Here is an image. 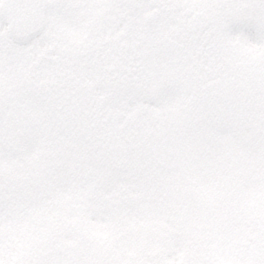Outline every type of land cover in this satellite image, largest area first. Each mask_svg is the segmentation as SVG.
<instances>
[{"label": "snow or ice", "instance_id": "1", "mask_svg": "<svg viewBox=\"0 0 264 264\" xmlns=\"http://www.w3.org/2000/svg\"><path fill=\"white\" fill-rule=\"evenodd\" d=\"M210 6L211 35L161 66L173 103L212 82L208 114L159 132L134 177L121 158L32 189L0 172V264H264V0Z\"/></svg>", "mask_w": 264, "mask_h": 264}, {"label": "flooded vegetation", "instance_id": "2", "mask_svg": "<svg viewBox=\"0 0 264 264\" xmlns=\"http://www.w3.org/2000/svg\"><path fill=\"white\" fill-rule=\"evenodd\" d=\"M220 2L23 0L17 15L0 14V32L9 40V51L0 54V76L11 79L7 85L23 101L35 97L38 111L55 112L60 126L72 122L69 114L82 112L83 120L97 116L108 127H117L120 117L124 125L137 127L150 121L151 84L161 75L176 79L157 63L164 64L170 53L210 36L217 15L210 5ZM13 8L7 5L4 11ZM233 11L223 9L226 24ZM11 31L36 33L26 40L18 34L15 40ZM21 77L27 88L19 85ZM211 84L201 86L193 74L195 102L203 87ZM158 91L162 99L166 88Z\"/></svg>", "mask_w": 264, "mask_h": 264}, {"label": "rangeland", "instance_id": "3", "mask_svg": "<svg viewBox=\"0 0 264 264\" xmlns=\"http://www.w3.org/2000/svg\"><path fill=\"white\" fill-rule=\"evenodd\" d=\"M238 19V14L233 11L229 25ZM8 42L6 33L0 32V54L9 51ZM159 65L163 62H158ZM170 76L161 75L151 84L152 101L147 103L151 109L147 113L150 121L138 123L137 127L124 125L123 117L116 119L117 127H108L103 120L97 121V116L83 120L82 112L69 114L72 122L60 126L55 112L38 111L35 97L34 100L23 101L7 85L11 84V79L6 81L0 76V137L4 138L0 140V172L11 186L32 189L45 181L65 177L76 157L86 160L92 170L110 166L121 158L119 163L126 165L129 174L134 177L137 169L133 159L159 132L173 127L179 119L191 114H208L209 105L204 101L203 90L200 91L202 95L196 97L197 102L192 94L180 103L170 101L168 93L176 83V79L170 80ZM19 80V85L26 87L27 80L23 77ZM162 87L166 91L159 99L161 94L158 89ZM11 88L15 89L13 85ZM157 100L162 104L158 105Z\"/></svg>", "mask_w": 264, "mask_h": 264}, {"label": "water", "instance_id": "4", "mask_svg": "<svg viewBox=\"0 0 264 264\" xmlns=\"http://www.w3.org/2000/svg\"><path fill=\"white\" fill-rule=\"evenodd\" d=\"M22 1L23 0H21L20 3ZM20 3H15V0H2V2L0 4V14L1 13L3 14L5 12L8 15H12V14L17 15L18 13H20L21 8L23 7V5L20 4ZM7 5H9V6H12L13 5L14 8L11 11L8 10V12L7 11H4V7L7 6ZM35 33L36 32L19 33L17 31H11L9 34L15 40H17V35L18 34H19V36L23 34L22 35V39L26 40L29 37L33 36V34H35Z\"/></svg>", "mask_w": 264, "mask_h": 264}]
</instances>
